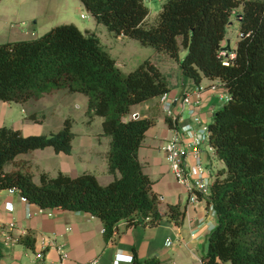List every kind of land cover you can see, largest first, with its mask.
Listing matches in <instances>:
<instances>
[{"label":"trees","instance_id":"16d2710c","mask_svg":"<svg viewBox=\"0 0 264 264\" xmlns=\"http://www.w3.org/2000/svg\"><path fill=\"white\" fill-rule=\"evenodd\" d=\"M80 1L114 35L135 38L176 59L185 49L179 59L184 78L196 83L202 75L222 80L228 95L208 122L207 134L225 166L210 183L207 202L217 223L201 259L203 264H264V0H165L152 24L145 21L149 8L144 0ZM233 12L239 37L233 52L222 55L221 42ZM169 86L166 75L149 58L122 71L94 31H82L71 22L56 24L33 38L0 42V100L39 99L57 89L85 94L88 121L101 116V133L110 137L107 165L115 174L101 184L91 172L41 171L36 182L16 155L48 145L69 153L74 135L71 118L49 134L0 125V189L16 188L43 208L89 212L102 221L106 241L122 218L128 224H157L162 217L159 197L138 159V148L153 120L124 116L130 105L167 92ZM29 117L37 119L35 114ZM165 120L176 127V118ZM9 163L15 168L6 170ZM184 214L179 203L168 205L167 215L175 223H181ZM20 240L34 247L32 231ZM132 264L162 263L157 256L140 260L134 253Z\"/></svg>","mask_w":264,"mask_h":264},{"label":"crops","instance_id":"0c3cea01","mask_svg":"<svg viewBox=\"0 0 264 264\" xmlns=\"http://www.w3.org/2000/svg\"><path fill=\"white\" fill-rule=\"evenodd\" d=\"M98 24L96 20H89L83 25H87L86 29L97 34ZM99 28L103 29V27ZM105 36V40L100 41L114 57L117 66L122 71L134 68L135 66L128 65H131V61L136 57L133 53H128L127 49L134 47L132 39L135 38L123 34L114 35L108 29H105ZM226 38L225 34L222 45H225ZM149 47L153 50L148 51L145 54L147 56L143 57L151 59L158 65L169 81V89L163 100L160 99L159 94L130 105L129 112L124 118L150 117L153 120L138 148V159L143 163L144 171L152 180V190L159 197L158 205L162 212L159 222L128 224L127 220L122 218L116 223L111 238L106 241L99 217L89 212L61 207L43 208L34 202L23 200L16 188H2L0 189V247L3 254L0 257V264H40L41 259L37 256V252L46 245L44 240L48 237L64 244L65 264H86L93 260H97L99 264H112L115 257L134 253L140 260L157 256L162 264H203L201 257L206 252L207 238L217 223V215L211 211L207 197L187 202L188 193L184 185L172 175L162 145L167 138L178 135L185 151V162L190 171V178L203 177L210 182V177L215 176L225 163L217 157L208 140V134L203 129L212 119L214 112L223 104L228 92L219 77L210 78L202 75L197 83L184 78L178 59L176 63L168 52L156 51L152 46ZM234 47H231L232 52ZM177 69H179L178 74ZM59 92H62L64 97L68 94L72 95V101L76 102V106L85 115V119L80 117L84 131L78 133L73 126L71 127L74 135L69 153L56 152L48 145L18 153L15 159L26 162L24 168L32 173L36 182L39 181L41 171L55 175L60 170L69 175L83 171L91 172L101 184L108 183L115 174L108 170L107 152L110 137L101 133L102 117L94 116L88 121L85 114L87 107L85 94L66 89H57L51 93L56 95ZM187 96L189 100L185 101L184 98ZM167 109L171 110L173 117H176L175 128L168 126L165 120V117L169 116ZM37 121H35L37 124L42 122V120ZM93 123H98L96 132L88 130ZM38 126L35 125V128L37 129ZM60 127L61 125L50 132H55ZM199 134H203V138L195 143L194 140ZM196 148L198 153L194 154ZM198 163L204 167L203 174L196 172L195 167ZM215 164L218 165L217 171L212 168ZM13 168L15 167L11 163L5 165L6 170ZM116 174L119 172L116 171ZM7 201L12 203V210L5 208L4 204ZM173 203L185 207L183 220L179 224L167 215L168 205ZM28 231H32L35 236L33 248L26 246L20 240ZM166 239L170 240L169 244ZM43 258L50 263H57L61 259L59 250L51 245L45 247ZM119 264H132V261L123 259Z\"/></svg>","mask_w":264,"mask_h":264},{"label":"rangeland","instance_id":"374dc122","mask_svg":"<svg viewBox=\"0 0 264 264\" xmlns=\"http://www.w3.org/2000/svg\"><path fill=\"white\" fill-rule=\"evenodd\" d=\"M164 1L144 0L149 8L145 18L148 24L155 22L157 13ZM240 9H242L241 5L237 10ZM81 14H84L85 17H81ZM236 15L237 12L231 14L230 20L232 23L228 24L226 32V37L229 39L231 47H234L239 32ZM89 20L95 21L80 0H0V42L33 38L44 33L52 26L61 23H74L79 29L84 31L87 25L83 24ZM99 27H103V29ZM105 29L107 28L101 23L96 28L100 40H105L106 38ZM132 41H134V47L127 49V52L133 53L136 59L131 61V65H128L129 67L136 66L144 58L143 56H147L145 54L152 49L149 46L140 44L136 39H132ZM184 53L185 49L181 48L179 59L183 57ZM178 60L174 58L176 63H178ZM178 72L179 69H177V74ZM75 103L72 101V95L68 94V96L64 97L62 92L56 95L49 93L39 99L30 98L26 101L0 100V125L18 127L23 133L49 134L50 131L57 129L60 125L62 126V122L66 117H70L71 120L74 118L72 125L74 129L78 133L83 132L84 126L81 119H85V115ZM30 114H35L37 119L30 118ZM40 119L42 120L41 124H37L35 121L38 120L37 122H39L41 121ZM35 125H39L37 129ZM88 130L96 132L98 123H93L88 127ZM212 168L217 171L218 165L215 164ZM212 177H210L211 181L215 176L212 175ZM210 209L215 213L212 206Z\"/></svg>","mask_w":264,"mask_h":264},{"label":"built area","instance_id":"2783aa9c","mask_svg":"<svg viewBox=\"0 0 264 264\" xmlns=\"http://www.w3.org/2000/svg\"><path fill=\"white\" fill-rule=\"evenodd\" d=\"M81 17H85V15L81 14ZM225 53H226L225 50H220V54L224 55ZM233 55L234 53H230V56H233ZM165 97H166V92H163L160 94L161 100H163ZM184 100L188 101L189 97L188 96L185 97ZM166 111L170 117H172L173 119L176 118L171 115V110L167 109ZM203 130H205V132L207 133V126L204 127ZM202 138H203V134H199L194 140L195 143H198ZM162 149L164 150L165 158L169 163V169L172 175L178 182L184 185L188 193L187 202H194L198 200V198L200 197H207L210 192L211 182L207 181L203 177H197L194 179L190 178V171L188 170L187 164L185 162V151L182 146L180 137L175 134L167 138L162 145ZM197 153H198V149L196 148L194 150V154H197ZM195 169H196V172L199 174H203L204 172V167L200 163L196 164ZM21 198L25 200V197L22 196ZM4 206L7 210L13 209L12 203H10L9 201L5 202ZM44 242H46V245H44V247L37 252V256L41 259L40 264H65L64 257L66 253L64 250V244L59 243L55 241V239L50 238V237L44 240ZM166 242L169 244L170 240L166 239ZM47 245L55 246L59 250L60 257H61L59 262L50 263L44 260L43 258L44 250ZM123 259L126 261H132V255L128 254L125 256H121V257L117 256V258L115 257V259L113 260L112 264H119V262ZM86 264H99V263L97 260H93Z\"/></svg>","mask_w":264,"mask_h":264},{"label":"water","instance_id":"95a60500","mask_svg":"<svg viewBox=\"0 0 264 264\" xmlns=\"http://www.w3.org/2000/svg\"><path fill=\"white\" fill-rule=\"evenodd\" d=\"M232 23V21L230 20L229 21V24H231ZM225 45H222L220 48H221V50H225L226 51V54H228V52L231 50V47H230V43H229V39L228 38H226L225 39Z\"/></svg>","mask_w":264,"mask_h":264}]
</instances>
